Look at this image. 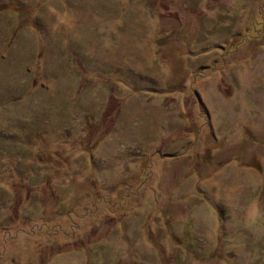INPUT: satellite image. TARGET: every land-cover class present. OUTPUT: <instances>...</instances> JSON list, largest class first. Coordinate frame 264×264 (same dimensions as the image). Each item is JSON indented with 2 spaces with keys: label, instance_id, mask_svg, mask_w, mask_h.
<instances>
[{
  "label": "rangeland",
  "instance_id": "obj_1",
  "mask_svg": "<svg viewBox=\"0 0 264 264\" xmlns=\"http://www.w3.org/2000/svg\"><path fill=\"white\" fill-rule=\"evenodd\" d=\"M0 264H264V0H0Z\"/></svg>",
  "mask_w": 264,
  "mask_h": 264
}]
</instances>
